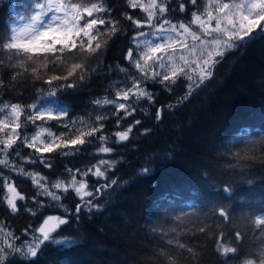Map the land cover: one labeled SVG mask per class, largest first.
<instances>
[{
  "label": "trees",
  "instance_id": "trees-1",
  "mask_svg": "<svg viewBox=\"0 0 264 264\" xmlns=\"http://www.w3.org/2000/svg\"><path fill=\"white\" fill-rule=\"evenodd\" d=\"M105 2L112 10V18L120 21L122 30L127 29V35L123 31L117 33L106 50L95 57L85 54L75 58L88 68L86 79L77 81L75 88L49 96L48 86L42 81L33 83L30 77L13 81V70L7 62L0 66V79L4 82L0 102L53 103L58 111L68 109L66 121L84 117L95 123L97 114L108 115L103 134L110 137L109 145L115 151L103 158L116 162L108 171V178L117 181L93 198L99 208L91 211L85 208L77 218L75 204L79 199L74 192H58L63 205L70 209L68 213L46 196L37 197L46 205L39 207L32 200L37 189L31 179L0 169L12 177L18 190L27 197L26 201L18 202L21 210L15 215L0 206V221L23 241L31 238L24 236L23 230L38 227L48 215L66 216L68 223L53 233V240L67 238L72 242L70 246L45 242L30 262L10 257L8 264H159L155 253L161 247L171 249L182 261L191 264V254L164 243L173 237L201 253L199 264H238L236 258L219 257L209 238L198 233L195 226L207 224L216 234L224 231L226 242H232L236 231L242 232L240 258L264 241V235L250 223V218L264 215V162L259 158L242 159L245 153L260 157L264 152V34L257 31L252 39L227 52L216 65L213 77L179 106L175 105L186 94L188 81L181 79L172 92L149 82L147 87L154 94L155 103L133 102L137 110L122 121V128L135 120L142 123L134 127L129 141L115 144L112 143L115 139L112 133L117 130L116 117L112 116L114 107L99 108L93 101L105 96L114 98V85L118 82L121 87L130 86L117 66L127 68L132 75L138 73L123 58L131 46V25L122 13L132 10L127 9L125 0ZM178 3L179 0H171L168 18L189 20L191 5L187 13L181 14ZM30 4L29 0H0V29L9 26L18 15H26ZM133 15H140L139 10ZM157 108L164 109L160 121L155 119ZM49 126L57 134L66 131L55 121H50ZM144 129L149 132L142 134ZM25 131L31 135L36 129L29 124ZM15 151L23 156L32 152L23 144ZM94 152L95 144H88L77 155L46 154L53 164L51 169L23 164L21 160L16 163L23 164L27 171L42 173L49 183L58 178L67 181L70 179L67 168L83 170L101 158ZM11 158L15 159V153ZM87 179L90 190L105 183L96 177ZM25 206L37 208V215L25 212ZM220 207L227 210L228 222L215 214L214 210ZM153 227L163 231L175 227L184 232L165 237L160 231L153 233Z\"/></svg>",
  "mask_w": 264,
  "mask_h": 264
},
{
  "label": "snow or ice",
  "instance_id": "snow-or-ice-1",
  "mask_svg": "<svg viewBox=\"0 0 264 264\" xmlns=\"http://www.w3.org/2000/svg\"><path fill=\"white\" fill-rule=\"evenodd\" d=\"M170 2L125 0L127 9L132 10L122 13L131 25V46L123 58L138 76L130 74L127 68L117 66L125 74L130 86L121 87L118 82L114 85V98L105 96L93 101L99 108L111 105L115 109L112 116L116 117L117 130L112 133L115 138L112 143L129 141L134 127L142 123L135 120L127 128H122V121L133 116L137 110L133 102L138 104L146 100L149 104L155 103L154 94L147 87L149 82L172 92L181 79L188 81L186 94L175 105L179 106L213 77L216 65L227 52L242 46L257 31L264 34V0H179L178 11L181 14L187 13L191 5L193 10L189 20L169 19ZM28 8L26 15L17 16V22L0 29V57L7 58L6 61L0 59V66L7 62V66L13 70V81L29 77L33 83L42 81L48 86L46 94L49 96L56 95L59 90L75 88L77 81L86 79L88 68L83 62H76L77 56L86 54L95 57L106 50L109 41L117 33L123 31L127 35V29H121L120 21L112 18V10L105 0H32ZM135 10H139L140 15H133ZM148 37H154L155 41ZM70 59L73 62L70 63ZM3 83L0 79V87ZM163 112V108L155 110L157 121L162 120ZM67 116L66 107L54 112L46 108L37 109L36 104L0 102V169L31 179L37 189L32 200L39 207L46 205L37 197L46 196L55 202L56 207L68 213L70 209L63 205L58 192H74L79 199L75 204V215L79 218L83 209L91 211L99 208L93 198L116 185L115 179L109 181L108 178V171L115 167L116 162L103 158L115 149L109 145L110 137L103 134L104 121L110 119L108 115L97 114L95 123L84 117L66 121ZM50 121L57 122L66 131L59 134L53 132ZM29 124L36 129L31 135L25 131ZM148 132L149 129H144L142 134ZM19 144L32 152L23 156L15 151ZM88 144H95L94 154L101 158L83 170L67 168L65 171L70 176L67 181L58 178L54 183H49L48 177L42 173L27 171L23 167V164H39L51 169L53 164L46 154L77 155ZM13 153L15 159L11 158ZM258 158L264 162V152L260 157L248 153L242 156L246 160ZM16 160H21L23 164L17 165ZM78 176L81 179H77ZM88 177H96L97 181L103 179L105 183L90 190ZM26 199L12 177L0 170V206L15 215L21 210L18 202ZM24 211L35 216L38 209L25 206ZM214 212L224 222L229 221V214L224 207ZM67 223L66 216L49 215L38 227L24 229V236L31 238L21 241V237L9 230L4 221H0V264H8L10 257L30 262L37 257L45 242L70 246L72 242L67 238L53 240V233ZM250 223L264 235V215L250 218ZM195 230L209 238L214 252L221 258H236L238 264H264V241L254 251L240 258L238 254L244 239L242 232L236 231L232 242H226L224 231L216 234L207 224L196 225ZM151 231H160L166 237L169 233L178 236L184 229L172 227L163 231L153 227ZM17 241L21 242L18 244ZM164 243L185 250L191 254V264H199L201 253L193 247L175 237L166 239ZM155 255L159 264H187L171 249L161 247Z\"/></svg>",
  "mask_w": 264,
  "mask_h": 264
},
{
  "label": "rangeland",
  "instance_id": "rangeland-1",
  "mask_svg": "<svg viewBox=\"0 0 264 264\" xmlns=\"http://www.w3.org/2000/svg\"><path fill=\"white\" fill-rule=\"evenodd\" d=\"M29 2H32V0H29ZM13 22H17L16 19H14L11 23ZM10 23V24H11ZM145 31H148L147 29H144ZM149 39H153L155 41V38L154 37H148ZM37 109H51L53 110L54 112L58 111V108L55 107V105H53V103H46V104H39V105H36ZM18 162V161H17ZM77 179H81V177H77ZM56 181V180H55ZM55 181L51 182V183H54ZM55 191V190H54ZM49 216V215H48ZM30 239V238H28Z\"/></svg>",
  "mask_w": 264,
  "mask_h": 264
}]
</instances>
